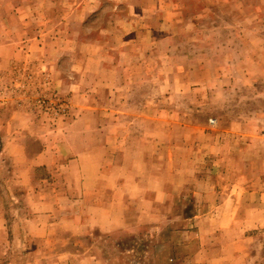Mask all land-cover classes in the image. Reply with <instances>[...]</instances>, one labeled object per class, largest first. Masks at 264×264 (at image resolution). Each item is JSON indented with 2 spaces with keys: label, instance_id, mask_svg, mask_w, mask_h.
<instances>
[{
  "label": "rangeland",
  "instance_id": "374dc122",
  "mask_svg": "<svg viewBox=\"0 0 264 264\" xmlns=\"http://www.w3.org/2000/svg\"><path fill=\"white\" fill-rule=\"evenodd\" d=\"M0 264H264V0H0Z\"/></svg>",
  "mask_w": 264,
  "mask_h": 264
}]
</instances>
